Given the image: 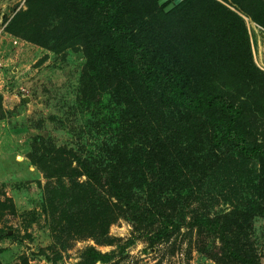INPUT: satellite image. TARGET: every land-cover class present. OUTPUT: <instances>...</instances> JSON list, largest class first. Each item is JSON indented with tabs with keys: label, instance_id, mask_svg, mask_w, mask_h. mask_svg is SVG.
I'll return each mask as SVG.
<instances>
[{
	"label": "trees",
	"instance_id": "obj_1",
	"mask_svg": "<svg viewBox=\"0 0 264 264\" xmlns=\"http://www.w3.org/2000/svg\"><path fill=\"white\" fill-rule=\"evenodd\" d=\"M144 1L31 0L13 21V34L51 51L80 43L95 72L87 96L114 104L99 116L97 152L35 139L56 256L72 240L109 245L128 219L151 247L187 228L215 264H261L252 236L264 219V72L241 14L264 27V0H184L170 12L175 0ZM0 238L15 236L0 227ZM104 257L81 252L83 264Z\"/></svg>",
	"mask_w": 264,
	"mask_h": 264
},
{
	"label": "rangeland",
	"instance_id": "obj_2",
	"mask_svg": "<svg viewBox=\"0 0 264 264\" xmlns=\"http://www.w3.org/2000/svg\"><path fill=\"white\" fill-rule=\"evenodd\" d=\"M30 3L0 0V201L9 208L0 212V227L15 236L0 238V264H83L81 252L88 246L105 255L97 264H215L198 251L195 230L184 228L151 247L128 219L111 227L109 245L72 240L70 249L56 256V226L43 210L48 182L43 168L49 165L35 159L44 155L33 150L35 139L44 138L48 150L56 145L82 156L97 152L99 116L115 110L111 94L100 103L99 98L90 101L87 96L95 72L80 43L51 51L13 34L14 19ZM241 16L249 30L254 62L264 72V27ZM218 199L216 210L225 209L224 198ZM252 243L264 264L263 218L255 220Z\"/></svg>",
	"mask_w": 264,
	"mask_h": 264
},
{
	"label": "water",
	"instance_id": "obj_3",
	"mask_svg": "<svg viewBox=\"0 0 264 264\" xmlns=\"http://www.w3.org/2000/svg\"><path fill=\"white\" fill-rule=\"evenodd\" d=\"M168 0H160L159 4L160 5H164ZM184 0H175L174 2L170 3L166 8L165 11L166 12H170L172 9L175 8L176 5L180 4L181 2H183Z\"/></svg>",
	"mask_w": 264,
	"mask_h": 264
}]
</instances>
